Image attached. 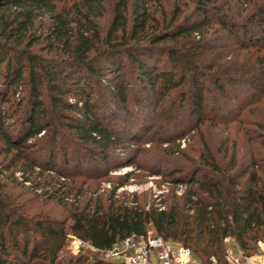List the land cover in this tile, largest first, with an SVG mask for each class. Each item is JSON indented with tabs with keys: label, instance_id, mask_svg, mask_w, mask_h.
Here are the masks:
<instances>
[{
	"label": "trees",
	"instance_id": "obj_1",
	"mask_svg": "<svg viewBox=\"0 0 264 264\" xmlns=\"http://www.w3.org/2000/svg\"><path fill=\"white\" fill-rule=\"evenodd\" d=\"M60 2L0 0V165L16 168L39 192L35 200L58 201L64 216L32 211L29 190L11 193L0 171V264H123L103 251L149 231L189 247L199 264H232L230 238L244 257L264 254V0ZM43 40L46 54L37 48ZM141 94L160 113L137 107L142 119L127 127L118 111L132 116ZM167 107L182 117L166 114L159 128L168 121L180 142L190 132L197 138L185 148L164 138L155 145L162 154L148 155L158 157L149 175L172 184L155 199L118 193L133 173L100 194L81 181L96 180L92 172L56 169L59 146L67 163L68 146L107 163ZM69 233L90 247L64 261Z\"/></svg>",
	"mask_w": 264,
	"mask_h": 264
},
{
	"label": "rangeland",
	"instance_id": "obj_2",
	"mask_svg": "<svg viewBox=\"0 0 264 264\" xmlns=\"http://www.w3.org/2000/svg\"><path fill=\"white\" fill-rule=\"evenodd\" d=\"M62 3H63V0L62 2H60V4ZM166 3L168 4V8H170L169 7L170 0H167ZM104 5L107 7L108 5L107 2H104ZM108 11L109 9L106 8L105 12H108ZM47 45H48L47 41L43 40L38 44L37 48L40 49L41 53L46 54L47 53L46 49L48 48ZM167 57H168L167 54L163 55L162 58L164 62H167ZM102 95H106V94H102ZM140 97L141 99L139 103L136 104L135 101L132 102V106L134 107V110L131 113L132 116H130L129 112H125L124 110L118 111L119 114L117 115L116 119L119 120L121 123H124L127 127H133L132 123H133V120L135 119V116H137L139 119H142L140 117L139 110L137 107H140V109H142L143 107L146 106L144 110L147 113H149L150 118L151 117L154 118L157 113H160L159 109L155 110L153 104H151L153 100L151 96L145 97V94L144 95L141 94ZM178 112L179 111L176 112L175 107L174 108L167 107L166 110H164V113H161L160 117L156 119L155 125L151 126L150 130L143 132L142 135L137 140L125 139L128 141V144H127L128 149H129L128 151L117 150L113 154V156L108 160L107 163H101L100 161L99 163H94V162L89 163L88 162L89 160L87 158H83V157L80 158L78 157V155L73 153L72 147L70 146H68V150H69L68 162L69 163H67V160L64 158V155H63L62 146L61 147L59 146L57 149V158L55 161L56 166H57L56 169H60L64 172H72V171L79 170V169H82L84 172L85 171L92 172L94 175L99 176L96 178V180H87L86 178H83L81 181L87 182V184L85 185V189L89 186V184L90 185L93 184L91 186L92 188L91 191L92 192L98 191V193L100 194H103L104 191L106 193L112 190L114 186L125 181L124 177L127 173H133L132 178L128 180L127 185H125L124 187H121L118 190V193H122L124 191L128 193H132L135 191L138 193H144V192L150 191L152 198L155 199L157 195L161 194L162 192H166V189H168V187H171L172 184H169L168 182H166L164 178H161V176L159 177V176L149 175V171H148L149 169L155 170L158 168V165L156 164V162L158 161V157L154 158V157H149L148 155L155 153V151L153 152L154 148L158 152V154L159 153L160 155L162 154V152L155 145L159 144L161 140H163L164 138L169 137L170 141H173L174 143H177V144L180 143L181 148H185L188 143H194L197 138V137H192L194 132H190L186 134L185 138H182L180 142V140L175 139L176 137L172 136L174 132L179 130V128L175 127L174 125H172L173 126L172 127L168 121L166 122L164 121L163 129L159 128V123H161V119L163 120L166 114H169V116H172V115L176 116L175 114H177ZM179 114H181V116H176V117L181 118L183 112H179ZM208 131H209L208 139H210L211 141L217 140L218 133L216 129L210 128V130ZM147 139L151 140L153 143L152 142L147 143ZM166 145L167 144L161 145V147H165ZM41 154H42L41 157H43L45 155V150H43ZM139 164L140 166L142 165V167H144L145 170H138L137 165ZM5 167L6 166L2 167L0 165V171L1 172L3 171L2 172L3 179H5V181L10 185V187H13V189L11 190V193L17 195V191H28V190L30 191V192L28 191V193L25 196L26 199H30V200H26L27 207H30L32 211H36V210L50 211L52 216L57 220H62L64 218V216L62 215L63 206L58 201L49 199V198L46 199L45 197L37 198V200H35L33 197L34 195L39 194V192L34 191L33 190L34 187L33 186L31 187L30 184L28 183L22 184L21 173L16 172V168L5 170L6 169ZM51 175L53 176L56 175L57 177L56 173H51ZM182 189H183V186H180L178 188V192H181ZM82 196L83 197H80L81 201L86 199V197L91 196V192H87L86 194H83ZM72 200H74L73 196L70 197L69 201L68 200L66 201L68 203H71ZM14 206L17 208V197H16ZM21 232L22 234H20V237L17 238L20 246L23 245V242H24L23 234H25L22 230ZM4 233L8 239H11L10 237L11 233L8 232V230H5ZM15 233L17 232L15 231ZM11 235L14 236L13 234ZM73 237H77V236H75L72 233H69V237L65 242V246L60 251V255H63V256L65 255L63 258L64 261H67L70 255H77L81 253L83 250H86V251L89 250L90 246L88 245L76 248L75 245L73 244ZM8 245H9V250L12 254L15 255L18 253V249L12 243V240L11 241L9 240ZM227 248H228V254L230 253L232 255L231 258L233 260L234 259L237 260L239 264H250L249 263L250 261L248 259H243L242 257L243 255L240 252V248L235 239L229 240L227 244ZM29 250H31V246ZM262 252H263L262 249H260V251L254 254L253 256L261 255Z\"/></svg>",
	"mask_w": 264,
	"mask_h": 264
},
{
	"label": "built area",
	"instance_id": "obj_3",
	"mask_svg": "<svg viewBox=\"0 0 264 264\" xmlns=\"http://www.w3.org/2000/svg\"><path fill=\"white\" fill-rule=\"evenodd\" d=\"M73 244L76 248L90 246L78 237H73ZM231 256L229 254L228 260L232 264H239ZM103 257L123 264H199L189 247L175 245L153 231L145 236L136 233L128 235L111 249L103 251ZM247 259L250 264H264V254Z\"/></svg>",
	"mask_w": 264,
	"mask_h": 264
},
{
	"label": "crops",
	"instance_id": "obj_4",
	"mask_svg": "<svg viewBox=\"0 0 264 264\" xmlns=\"http://www.w3.org/2000/svg\"><path fill=\"white\" fill-rule=\"evenodd\" d=\"M230 239H232V238H230ZM230 239L227 240V244H228V242H229ZM227 249H228V248H227ZM240 252H241V251H240ZM229 254H230V253H229ZM242 257H243V259H247V257H246V258H245L244 256H242Z\"/></svg>",
	"mask_w": 264,
	"mask_h": 264
}]
</instances>
